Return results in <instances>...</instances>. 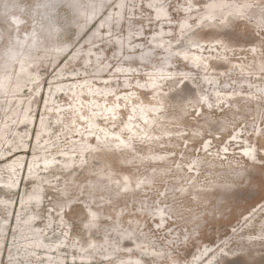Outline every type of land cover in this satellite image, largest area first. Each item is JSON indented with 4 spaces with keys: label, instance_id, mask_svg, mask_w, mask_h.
Returning a JSON list of instances; mask_svg holds the SVG:
<instances>
[{
    "label": "rangeland",
    "instance_id": "1",
    "mask_svg": "<svg viewBox=\"0 0 264 264\" xmlns=\"http://www.w3.org/2000/svg\"><path fill=\"white\" fill-rule=\"evenodd\" d=\"M43 1L14 0V7L8 9L4 4L5 0H0V54L5 52L10 45V39L14 36L16 38L24 37L26 32L39 29L47 24L57 28L54 37L40 33L41 42L34 51L33 55L36 62L32 67L40 76L39 80L37 82L27 81L20 92L9 93L10 98H13L11 99L12 102L17 99L21 100L20 110L29 99V104L34 106L31 108L33 124L29 129L18 123L19 117H17L9 123V129L12 130H9L10 132L7 134L8 139L13 140L6 146L3 144L0 146V150L5 152V156L24 151V153L17 154V156L21 155L22 161H20L22 165L18 166L20 171H16L17 176L13 174V169L9 163L0 162V180H3L0 182V186L16 188L13 191L0 188V264H6L10 259L16 260L18 264H47L44 261L48 256L53 261L52 264H55L58 256L64 259L65 264H75L76 262L81 264L83 260L79 258L81 249H77V251L76 247H72L73 243L84 246L91 240H95L98 242L96 245L101 247L99 250L103 255L113 252V245L119 242L123 233L132 226L133 220L138 221L135 228L137 236L145 235L148 242H151L156 248H165L168 255L166 258H159L161 260L158 262L157 258L142 253L140 256L143 258L144 264H202L216 251H219L218 255L211 264H226L228 260L239 258L248 264H264V229L259 230V220H261L264 206V157L260 154L264 148V99L259 95H254V93H259V90L264 89V69L260 73H253V66L257 65L256 62L262 60L261 62L264 64V24L256 27L250 20L236 19L232 15L228 16V23L225 24L219 21L221 18L218 15L215 24L195 25L196 17L193 16L191 18L193 25L190 29L192 41L221 39L218 41L219 43H213V45L217 44L219 49L216 46L211 47L210 42L201 49L207 52L205 57L208 59L207 67L209 66V68L194 69L178 58L177 55L172 57L171 64L165 66L163 64L164 51L157 47L152 50L147 59L139 60L141 53L139 48L148 47V37L158 27L156 22L152 20V10L155 8L147 5L146 0H124L121 14L115 10L117 0H77L86 10H88L90 3L95 5L102 3L103 10L97 18L106 13L110 14V23L101 25L96 35L88 42H85L84 39L96 29V23L91 21L86 24L87 17L77 15V12L68 6L70 0H63L62 3L42 7ZM204 1L193 0L188 2V5H184L185 0H163L170 12V24L172 25L171 30L168 29L166 33L165 31L163 33L166 40L173 41L177 38L179 34L177 26L181 20L187 18L186 11L190 13L195 10L200 13L204 11ZM252 2L257 7L259 3H264V0H252ZM189 6L190 9L185 10ZM17 14L22 18L21 26L19 30L14 31L10 19ZM120 15L121 18H119ZM246 18L250 17L246 16ZM82 22L85 23V27L79 29V24ZM116 41H120L122 44L118 51L116 50ZM55 43L68 44V51L57 55L52 54L50 49ZM175 43H173L175 50H190L192 48L184 39ZM130 44L134 46L131 52L128 49ZM252 45L258 50V57L248 50ZM225 48L230 54L227 56V61L219 63L217 57L212 55V51L221 54ZM74 49L78 50L77 57L68 61L67 56ZM87 57L90 59L85 61ZM228 60L240 61L244 66L243 70L239 72L237 70L239 65H230ZM60 65H64L62 73L55 78ZM99 66L103 68L101 71L98 70ZM119 66H121L122 71L116 73L115 67ZM159 67H161L160 73L168 78L161 84V92L170 95L169 104L172 106H168L169 110L175 113L177 111L175 105L179 103L183 104L186 109L182 124H176L175 119L165 120L167 128L177 131L172 135L173 140L169 143L152 144L153 151L156 153L169 154L171 150H174L171 154L172 158L166 164L139 163L135 161L136 158L129 163H122L121 158L124 154L111 151L112 149H109V153L106 154L113 162L114 177H119L124 173L141 177L153 168H166L165 178L157 180L151 186L142 188L141 191H134L132 195L125 196L115 203H104L105 198L102 192L96 194L95 201L84 202L88 182L95 176L101 165L99 158H91L88 154L86 165L83 168L66 170L57 167L46 174H44L43 169H39V166L43 165V161L29 165L34 153L35 141L33 137L37 132L36 123L47 109V105L53 107V109H47L49 114L44 117L51 127L50 134L55 135L52 141L55 145L57 143L62 144V149L69 151L75 149H72L71 146L72 139H66L57 127L58 122L60 123L62 119H69L70 112L75 110L76 104L79 103L75 104L68 97L69 93H73L71 88L74 86L71 81L67 83L63 79L76 78L78 80V78L89 77L91 85L105 81L113 93L123 94L137 83L146 84L147 81L144 78L147 74L156 72ZM16 69V63L9 67L11 73H15ZM72 72L75 73L72 74ZM105 75L110 77L103 79ZM185 76L193 81L189 83L186 78L181 79L179 87L182 89L178 91L176 89L178 81ZM205 76L211 79L208 82L202 81ZM126 80L129 81V85H125ZM52 82H59V84ZM38 83H40V88H37ZM215 88L219 90V95L238 90L229 99L233 101L247 96L254 97L259 101L261 108L258 109L251 103L242 102L240 107L236 109V113L230 114L228 110L233 105L226 101L220 103L214 101L211 94ZM35 89L39 90L36 92ZM48 89L49 95H47ZM32 93H34L33 96ZM129 93L132 94L134 100H139L145 104L151 103L153 99L150 90L145 88ZM203 93L208 94L211 98V107L205 110L204 116L198 117L202 106L198 107L197 100ZM81 95L85 96L86 93L83 92ZM48 98L50 99L47 100ZM82 100L86 104V100ZM114 102L115 100L110 99L106 104ZM12 105L13 103L4 104V107L0 109V124L7 122L5 116L13 108ZM56 106L57 109H55ZM242 106L247 110H243ZM130 108L131 103L121 101L120 113L117 116L118 122L113 126L110 125L112 129L119 128L126 122V119L129 118ZM85 109L83 107V111ZM59 111L64 112V114L59 115L60 120L57 121L54 115H58ZM205 116H209L212 120V125L209 128L203 125ZM105 118L99 116L102 127L109 125V120ZM223 118L227 122V128L219 129L216 124ZM81 121L83 120L81 119ZM83 126L80 124L78 128L84 133L86 129ZM199 128L201 132L196 131ZM255 130L261 131L256 135L257 138L252 137ZM17 132L23 136L21 141L14 137ZM158 132L159 129H155L154 133L158 135ZM43 134L45 133L43 132ZM122 134L127 137L124 130H122ZM159 136L157 138L164 142L163 136L161 138ZM235 136H239V138ZM205 139L208 144L207 154H204V150H202V147H205L203 145ZM74 142L79 143L78 139ZM37 144V147L44 145L42 142ZM14 145H24V147H19L10 153L9 151L6 152L8 147L12 148ZM55 145L49 148L53 149ZM148 145L149 143L146 142L145 138H136L133 153L141 156L146 152ZM245 145H253L256 149L257 159L255 163H248L242 158L240 152ZM45 154L50 156L51 152ZM42 155L41 153L33 158L40 160L43 159ZM78 155V152L73 154L76 160L80 158ZM128 155L130 154L125 153L124 156ZM58 156V154L54 155L56 164L63 165L62 160L57 158ZM177 156H180L182 160H177ZM194 157L202 159L201 166L190 164ZM213 159L220 163L229 162L235 168H242L241 170L247 180L224 186L215 184V187H209L212 178L221 177V172H214L210 166ZM179 162L181 168L184 169L180 171L181 177L177 176L176 167H174V164L178 165ZM27 163L29 165V177L26 172ZM192 172L196 173L201 184L200 188L203 189L201 197L202 200H205L204 203H207V209L204 211H202L201 205H198L199 202L196 203L192 199V194L188 192L189 194L181 197L176 188ZM70 175H73L72 177L76 179L78 186H81L80 190L75 188L67 194L68 200L71 198L76 200L71 211L63 209L61 212H57L56 208L53 207L54 200L60 197L61 189L69 183ZM34 178L40 179L45 185L41 206L35 210L30 204L21 209L23 206L21 199L34 192L32 189ZM187 187L190 188L187 190L192 192L191 187L189 185ZM167 188L170 189L167 190ZM31 200L33 199H27V201ZM87 206L99 208L102 212L98 217L96 228L90 231L86 227L88 217L85 210H87ZM159 209L165 210V219L161 224H158V218L155 215ZM116 210H123L119 220H116L114 215ZM252 210L258 211L253 219L250 218ZM31 213L37 214L31 228L44 233L47 246L56 244L57 249L35 247L30 243L34 235L28 230L29 225L26 219ZM193 214L197 216L192 217ZM50 218L52 222L49 224ZM61 218H64L65 222L61 223ZM23 222L25 226H23ZM250 240H253L254 244L248 245ZM131 246L129 240H124L120 250L113 253L109 258L111 261H116L128 253L138 254L137 252H130ZM244 247H247L246 251H242ZM45 250L51 253L48 255ZM88 254L91 255V253ZM104 259L107 258L105 256H99L98 259L91 257L88 262H84H86L85 264H106L102 261ZM170 259H174L176 262H172ZM127 262L130 261L127 260ZM111 263L108 262V264Z\"/></svg>",
    "mask_w": 264,
    "mask_h": 264
},
{
    "label": "bare ground",
    "instance_id": "2",
    "mask_svg": "<svg viewBox=\"0 0 264 264\" xmlns=\"http://www.w3.org/2000/svg\"><path fill=\"white\" fill-rule=\"evenodd\" d=\"M14 0H5V6L8 9H11L14 7L13 5ZM63 0H44L41 4L42 7H45L47 5H53L56 3H62ZM147 5L154 7L155 10H152L153 17L152 20L156 22V25L158 26L155 31L151 32V35L148 37V47L144 49H140L141 51L139 55V60L143 61L147 59L148 55L152 52L154 48H161L164 51L165 59H164V65L167 66L172 63V57L174 55H177L178 58H180L183 62H185L188 66L192 68H201V69H207V58L205 57L206 51H202L201 49L206 45V43L210 42L211 47L216 46L218 48V45H213V43H219L221 39L216 38L213 40H201L200 42L192 41V33L191 28L193 25V22L191 18L194 16L195 18V25L198 24H205V23H214L216 20V17L220 15V22H224L225 24L228 23L227 18L228 16L232 15L236 19H246L253 22L256 27L261 26L264 24V3H259L257 7H255V4L252 2V0H205L204 5L205 9L202 13L198 11L188 12L186 11L187 18L184 20H181L177 26V29L179 31V34L176 39L173 41L166 40L165 36L163 35L164 31L167 32L168 29H172V25L170 24L171 19L169 16V10L167 8V5L163 3V0H146ZM193 0H185L184 5H188V2H191ZM115 10L121 14L124 0H117L115 2ZM68 6L72 9H74L77 12V15L79 16H86L87 17V23L92 21V23H96V29L91 32L87 37L84 39L85 42H88L94 35H96L97 30L100 28L101 25H106L110 23V14L106 13L105 15H102L100 18H97L98 15L103 10V4L99 3V5H95L94 3H90L88 10H86L79 1L77 0H70L68 2ZM190 9V6L187 7L185 10ZM180 11V10H179ZM183 14V12H181ZM246 16H249L250 18H246ZM121 18V15L120 17ZM118 18V19H119ZM21 16L19 14L13 15L10 19L11 24L14 28V31L19 30L21 26ZM215 24V23H214ZM85 27V23L79 24V29H83ZM45 33L49 37H54L57 33V28L54 26H51L50 24H47L45 26H42L39 29H33L31 32H26L25 36L19 38V37H12L9 41L10 45L5 50V52L0 54V109L3 108L4 104L8 105L9 103H13V108L8 112V114L5 116L7 118L6 123L0 124V146L3 144L4 146L11 143V141L8 139V132L11 130L9 129V123L13 120H15L17 117H19L18 123L22 124L23 127L29 129V127L33 124V121L31 119L32 117V111L31 108L34 106L33 104H29V100L26 101L25 106H23L22 110H20L21 106V100L17 99L14 102H12L13 98H10L11 95L9 93L14 92L18 93L20 92L26 85L27 81L31 82H37L40 78V76L36 73L32 67H34L36 60L34 59V51L38 48L41 42V36L40 33ZM180 39H184L186 43L190 47H192L190 50H180V49H174L173 43L179 41ZM176 44V43H175ZM122 46L120 41H116V50L118 51L120 47ZM133 45L130 44L129 51L131 52L133 49ZM187 48V47H186ZM224 48V47H223ZM69 49L68 44H56L53 45V47L50 49V52L52 54H61L67 52ZM219 49V48H218ZM250 53H252L254 56L256 55L258 57L259 52L256 49L254 45L250 46L249 49ZM231 51V50H230ZM78 50L74 49L70 52V54L67 56L68 61H72L77 57ZM230 54L228 50L221 52V54H216L214 51H212V55L216 56L219 63H224L227 59V56ZM196 57V58H195ZM90 58L87 57L85 61H88ZM227 61V60H226ZM229 61V60H228ZM258 61V60H257ZM262 61V60H261ZM260 60L257 63L256 66H253V73H260L262 69H264V64ZM16 63L17 69L15 73H11L9 71V67ZM230 65H239V72L243 70L244 66L241 64L240 61H229ZM64 65H60V67L57 69L56 77L61 75ZM165 66H163L165 68ZM243 66V67H242ZM103 68L101 66L98 67V70L101 71ZM158 70L156 72H153L151 74H147L146 78H144L145 81H147L146 84L137 83L133 88L126 90V93L120 94L118 92L113 93V90L109 88L108 83L105 81H102L101 83L96 84H90L91 80L89 77L78 78H72V79H63V81H66L67 83L71 81L73 84V88L71 90L73 93H69L68 97L72 99L73 102H75L77 108L70 112V117L68 120H61V122H58V130L62 132V135L66 137V139H72V149L75 148L73 151H69L66 149H62V144H56L52 141L53 137L55 135L50 134L51 127L47 124L44 117H47L49 114L47 109H53L52 106L47 105V109H45V112L42 113L41 117H39L36 127L37 132L34 139V153L31 157V161L29 165H32L34 162L36 164L40 163L38 161H43V165L39 166V169H43L44 174L49 173L54 168H63L66 170H75L85 167L86 161H87V155L89 154L91 158L97 157L101 160V165L98 169V172L95 174V176L90 179L88 182L87 188H86V196L84 202H92L96 199V194L98 192H102L104 195V203L109 202H117L118 200L122 199L125 196L132 195L134 191H141L142 188H145L147 186H151L152 184H155L157 180H162L165 178V173L167 169L165 168H153L151 171H149L145 176L141 177H135L131 173H124L119 177H114L115 168L113 166V162L107 157L106 153H109V149H112L111 151L119 152L121 154L128 153L130 155L124 156L121 158L122 163H129L132 161V159L136 158V162L139 163H145L150 162L153 164H166L168 163L169 159L172 158L171 154L174 152V150L170 151L169 154L165 153H156L153 151L152 144H159V143H169L173 139L174 133L177 131L170 130L166 127V121L167 119H175L176 124H182L185 115H186V109L183 104L179 103L175 106H177V111L175 113H172L171 110H169L168 106H172L169 104V94L162 93V87L161 84L164 81H167L168 78L164 77V74H161V67L157 68ZM119 71H122L121 66L115 67V72L118 73ZM127 71V70H126ZM75 72H72L74 74ZM110 76L105 75L103 79H108ZM187 79L189 83H191L193 80L191 78H188L187 76L182 77L179 79L178 84L176 86V89L180 91L182 88L179 87V83L181 82V79ZM209 79L207 76L202 78V81L208 82ZM62 81V82H63ZM53 84H59V82H52ZM82 84H85V86H82ZM29 85V84H28ZM125 85H129V81H125ZM37 88H40V83H38ZM142 88H145L147 90H150V94L152 96V102L149 104H145L144 102H141L139 100H134L133 96L129 92H133L135 90H141ZM50 89V88H49ZM49 89L47 91V95L50 94ZM60 89V88H58ZM39 89H35L37 92ZM259 93H254L253 91H250L254 93V95L261 96L262 99H264V89L259 90ZM86 93L85 96H82L81 93ZM238 90L229 91L228 93H225L223 95H219V90L217 88L214 89V92L211 94L213 96L214 101L220 103L226 101L230 105H233V107H229L228 113L235 114L236 109L240 107V103H248L253 104V106H256L259 108V101L256 100L254 97H242L239 98V100L234 99L233 101L229 99V97L235 93H237ZM34 93H32V96ZM64 95V94H63ZM122 95V96H119ZM181 95V94H180ZM48 98L47 100H49ZM86 100L85 102L82 100ZM115 100L114 103L106 104L108 100ZM122 102L131 103V108L129 112V118L126 119V122L122 124L119 128L112 129L110 127L113 126L118 122L117 116L120 113L119 107ZM198 107L202 106L201 112L198 114V117H202L205 114V110H208L211 107V98L208 94L203 93L200 94L198 97ZM83 107H85V111H83ZM242 106L241 108H243ZM57 109V106L55 107ZM243 110H247L246 108H243ZM64 112L59 111L58 115L55 114L54 117L57 119V121L60 120L59 115H63ZM101 117H106L105 119L109 120V125L107 127L100 126V119ZM196 116V115H195ZM59 119V120H58ZM81 119L83 121H81ZM164 119V121H163ZM27 120V121H26ZM82 124L84 125L83 128H85V132L83 133L82 130L78 128V126ZM139 125V126H138ZM204 127L209 128L210 125H212V120L209 116L204 117L203 121ZM216 126H218L219 129H226L227 128V122L223 118L221 121H219ZM69 129V130H67ZM155 129H159L158 135L161 138L163 136L164 142L159 140L157 138V133H154ZM10 130V131H9ZM122 130L126 133V136H123ZM197 132H201V129L199 128L196 130ZM22 132V131H21ZM43 132L45 134H43ZM261 131L255 130L252 134L253 138H257V134ZM26 134V133H25ZM42 134V135H41ZM13 135V134H11ZM15 138H17L19 141L22 140V135L20 132L14 134ZM196 135V134H195ZM41 136V137H40ZM259 136V135H258ZM13 137V136H12ZM27 137V136H26ZM43 137V139H41ZM75 137V139H73ZM141 137L142 139H146V142L149 143L148 146H146V152L143 153L141 156H137L133 153L134 151V141L136 138ZM236 138H239V136H235ZM58 138V136H57ZM61 138V136H60ZM24 139V138H23ZM79 141V143L74 142V140ZM245 141V140H244ZM24 142V140H23ZM44 143L42 147H37V143ZM247 142V141H246ZM17 145V144H16ZM38 145V144H37ZM40 145V144H39ZM55 145V148L50 149L49 147ZM203 145L205 147H202V150H204V154H207L208 150H206L208 144L207 140L205 139L203 141ZM22 146H12V148L8 147L7 151L12 152L13 150L18 149ZM51 152L50 156H47L45 153ZM78 152L80 157L78 160L74 158L73 154ZM18 153H24V151L14 152L11 156H5V152H2L0 150V162L4 161L6 163H9L11 168L13 169V174L17 176V170L20 171V168H18L19 165H22L21 161V155H18ZM43 154L42 158L40 160H35L33 157L38 156L39 154ZM50 154V153H49ZM58 154L57 157L59 160H62L63 165L56 164V157L54 155ZM181 154H183L181 152ZM243 159H245L248 163H255L257 159L256 149L253 145H245L242 147V150L240 152ZM262 157H264V148L260 152ZM70 155V156H69ZM69 156V157H67ZM23 159V158H22ZM181 159L180 156H177V160ZM182 160V159H181ZM21 161V162H20ZM59 162V161H57ZM60 163V162H59ZM8 164V165H9ZM180 162L178 165L176 163L174 164V167H176L177 176L181 177L180 171L183 169L180 166ZM190 164H194L195 166H201L202 165V159L200 157H194L193 160L190 162ZM189 164V165H190ZM29 165L26 164V172L27 176L29 177ZM210 166L213 168L214 172H221L220 178H212L210 181L209 187H215L216 185H227L231 184L233 182H241L242 180H247L245 178V174L242 172V168H235L232 164L228 163H220L217 162L215 159L211 160ZM6 167V166H5ZM193 169H196L195 167H192ZM38 170V169H37ZM184 170V169H183ZM33 172V171H31ZM11 174V172H9ZM73 175H70L69 183L65 184L60 192V197L56 198L54 200L53 207L56 208L57 212H61L63 209H67L71 211L73 203L76 201L74 198L67 199V194L72 189H79L76 179L72 177ZM35 177V176H34ZM33 178V177H31ZM3 180H0V182ZM47 181V180H46ZM45 181V182H46ZM134 181V182H132ZM185 182V184H184ZM216 184V185H215ZM33 188L34 192L31 195H27L26 197H23L21 199V209H24L28 205H33V208L39 209L42 203V200L44 197L43 191H44V184L40 179H33ZM191 187V191H188ZM201 184L198 180V177L196 176V173L192 172L191 175H189L187 178L182 180V183L178 185L176 188L178 189V194L181 197H184L185 194L188 192L193 195V200L201 205L202 211L204 209H207V203L202 200V188H200ZM2 189H6L8 191H13L16 188H6L5 186H0ZM170 188H167L169 190ZM188 189V190H187ZM188 193V194H189ZM33 199L31 201H27V199ZM35 200V201H34ZM3 201V200H1ZM5 201V200H4ZM30 202V203H29ZM7 203V202H6ZM5 203V204H6ZM9 203V202H8ZM4 204V203H3ZM9 205V204H8ZM7 206V205H6ZM31 207V206H30ZM254 210V209H253ZM251 211L250 218L253 219V217L257 214L258 211ZM85 213L88 217L86 221V227L88 228V231L95 229L97 226L98 217L101 215V210L99 208H91L90 206H87V210H85ZM123 210H116L115 211V218L116 220H119L122 216ZM164 213L165 210L159 209L155 215L158 218V224H161L164 221ZM36 213L29 214L28 218L26 219L28 226V230L34 235V238L31 240V244L35 247H47L51 250L57 249V245L53 244L51 246H47L46 240L43 236V234L37 230H33L32 224L36 218ZM197 215L193 214L192 217H196ZM61 223L65 222L64 218L60 219ZM49 224L52 222V219H49ZM138 221L133 220L132 226L126 230L123 235L121 236L119 242H117L115 245H113L114 251L109 252L107 254H102L99 249V245H96L98 242L95 240H91L87 245L79 246V243H73L72 247H76L77 249H81L79 252V258L83 259L81 261V264H85L89 261V258L93 257L98 259L99 256H105V258L102 260L106 264L108 262H112L111 264H144L142 262L143 258L140 256V254H146L147 256H151L158 259L159 258H166L168 255L166 254L165 248L158 247L156 248L151 242H148L145 235L137 236V233L135 231V228L137 227ZM200 224V223H199ZM260 229L263 230L264 228V206L262 208V217L261 220H259ZM23 226L24 222H23ZM124 240H129L130 244L132 245L130 248V252H137L138 254L134 253H128L125 257H122L116 261H111V257L113 253H116L120 250L122 247V243ZM106 241V240H104ZM253 240H250L248 242V245L254 244ZM1 243V241H0ZM135 248V249H133ZM223 246L221 247V249ZM86 249V250H85ZM85 250V251H84ZM247 247L242 248V251H246ZM78 251V250H77ZM219 251H216L212 253L209 258H207L202 264H211L212 261H215ZM45 253L49 255V251L45 250ZM55 253V252H53ZM88 253H91L89 255ZM99 255V256H98ZM129 260L130 262H127ZM86 261V262H84ZM172 262H176L174 259H170ZM45 263L52 264L53 261L49 258H45ZM157 262V261H156ZM6 264H18L16 260L10 259L7 261ZM55 264H65L64 259L61 256L57 257V261ZM69 264V263H67ZM75 264H78L76 262Z\"/></svg>",
    "mask_w": 264,
    "mask_h": 264
},
{
    "label": "water",
    "instance_id": "3",
    "mask_svg": "<svg viewBox=\"0 0 264 264\" xmlns=\"http://www.w3.org/2000/svg\"><path fill=\"white\" fill-rule=\"evenodd\" d=\"M226 264H248V263L245 262L243 259L239 258L236 260H228V262H226Z\"/></svg>",
    "mask_w": 264,
    "mask_h": 264
}]
</instances>
